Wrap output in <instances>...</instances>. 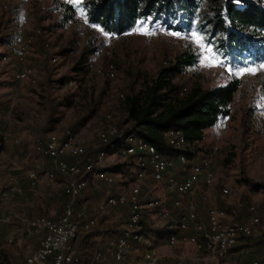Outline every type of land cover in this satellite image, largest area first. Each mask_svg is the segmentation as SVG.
I'll return each instance as SVG.
<instances>
[{"label": "rangeland", "instance_id": "rangeland-1", "mask_svg": "<svg viewBox=\"0 0 264 264\" xmlns=\"http://www.w3.org/2000/svg\"><path fill=\"white\" fill-rule=\"evenodd\" d=\"M60 1L0 0V264H22L38 241L37 234L13 235L12 229L22 222L19 217L10 221L4 219L8 212L52 217L61 210L65 180L61 176L50 183L42 179L50 164L37 154L35 144L48 133L60 135L71 130L88 140L90 149L97 148L100 145L97 132L108 126L107 116L128 128L125 99L142 93L188 46L196 50L198 62L188 69L184 78L175 79L174 83H185L188 89L208 90L232 79L239 81L228 105V115L215 127L204 131L195 151V155L205 158L215 171L212 184L206 187L210 203L216 207L238 206L236 220L244 217V205L253 203L257 213L264 217L263 60L255 61L246 53L227 64L197 33L171 31L165 34L163 27L148 22L120 36L107 34L87 22L81 7L83 0L64 5L59 14L52 13V6ZM41 5L48 7L46 13L39 10ZM16 11L26 15L32 28L42 31L27 61L29 65H38L39 77L35 85L17 83L12 78L16 64L8 40L19 31ZM149 32L153 33L152 38H148ZM46 39L50 48L45 52L42 45ZM87 47H98V50L89 59L90 68L86 65L85 72L76 73L75 63ZM45 53L57 55L58 64L52 66L47 58L40 61ZM110 62L116 66L115 80L93 75L92 67H104ZM257 64L262 66L257 68ZM119 94L125 98H119ZM104 147V168L115 179L111 184L89 179L87 188L78 198L77 211L93 209L107 187L114 192H125L134 183L136 168L132 159L119 154L118 143L113 140ZM29 169L37 170L41 176L34 186L26 178ZM10 177L21 183L23 194L9 193L3 198L1 191L7 189ZM139 184L143 199L157 196L167 200L169 196V188L148 175ZM224 186L229 189L227 193L220 191ZM127 217L125 206L108 208L101 215L98 224L84 233L87 236L86 251L81 254V245L77 242L74 245L81 264H117L107 248L117 238ZM158 224L150 210L143 211L142 228L156 233L151 245L160 256L156 264H175L176 255L185 258L203 255L204 252L196 250L191 243L166 242ZM261 242L259 235L243 238L237 253L218 263L246 264L250 257L259 254ZM145 249V245L140 246L137 255ZM98 252H101L99 257ZM137 255L130 264H141L136 261Z\"/></svg>", "mask_w": 264, "mask_h": 264}, {"label": "built area", "instance_id": "built-area-1", "mask_svg": "<svg viewBox=\"0 0 264 264\" xmlns=\"http://www.w3.org/2000/svg\"><path fill=\"white\" fill-rule=\"evenodd\" d=\"M74 1L61 0L60 4L52 6V13H61L64 5ZM39 10L46 13L48 7L41 5ZM15 17L19 31L8 40V48L16 64L12 78L17 83L29 82L35 85L39 68L38 65H29L27 61L32 54L33 44L42 36V31L32 28L23 12L16 11ZM162 30L165 34L171 32L165 28ZM147 36L152 38L153 33L149 32ZM42 46L45 52L48 51L49 41L46 39ZM46 58L52 66L58 64L57 55L48 56L45 53L40 61ZM262 65L257 64L255 67L260 68ZM87 68H90L88 63ZM91 70L95 76H104L109 81L116 79L114 63H107L104 67H92ZM187 73L188 69H183L175 79L184 78ZM188 90L185 83H180L177 96L183 97ZM119 98L125 97L119 94ZM107 121L108 126L97 132L100 145L95 149H90L91 143L71 130H65L60 135L48 133L35 144L37 154L50 164L42 179L50 183L57 176H61L65 180L62 190L63 204L62 212L57 218L36 216L24 220L12 229L13 235L38 236L36 247L25 256L22 264H44L48 258H51V264H81V258L75 252L74 240L81 232L91 231L100 221L101 215L108 208L116 206L128 208L127 219L117 238L107 248L117 264L132 263L143 245L146 249L137 255L138 263L156 264L160 258L151 248L156 233L142 228L144 210H150L152 217L160 223L158 225L166 236V242H188L196 250L204 252L203 255L186 258L176 255L175 264H219V260L237 253V247L243 238L255 235L262 237L260 252L250 257L246 264H264V217L257 213L253 203L244 205L245 215L238 220L234 219L239 213L238 206L216 207L210 203L206 187L212 184L215 171L205 158L195 155L199 139L187 138L181 130L164 131L162 137L165 143L180 151L169 155L160 152L155 145L137 134H125V128L110 115L107 116ZM114 139L120 140L118 153L128 156L135 164L134 183L125 192H114L107 187L93 209L77 211L78 198L87 188L89 179L106 184L114 181L115 176L104 168V146ZM147 175L156 182L164 183L174 193L171 203L175 211L167 204V200L160 197L148 196L143 199L139 181ZM40 177L35 169L26 171V178L31 186L36 185ZM228 190L225 186L220 189L222 193H227ZM11 192L16 195L23 194L20 182L14 177L9 178L7 189L1 191V196L7 198ZM100 253H97L98 257Z\"/></svg>", "mask_w": 264, "mask_h": 264}, {"label": "trees", "instance_id": "trees-1", "mask_svg": "<svg viewBox=\"0 0 264 264\" xmlns=\"http://www.w3.org/2000/svg\"><path fill=\"white\" fill-rule=\"evenodd\" d=\"M81 7L87 22L107 34L120 36L148 22L175 32L197 33L227 64L246 53L255 61H264V0H83ZM97 50L98 47L85 48L74 71L85 72ZM197 62L196 50L188 46L142 93L127 97L125 124L129 127L125 134H137L160 152L175 155L180 151L165 143L164 131L181 130L187 138L201 139L205 130L226 117L239 87L237 79L208 90L193 87L183 97L177 96L175 77ZM66 102L68 97L65 104H70ZM84 233L87 232H81L73 242L81 245V254L87 249ZM48 262L51 264V258Z\"/></svg>", "mask_w": 264, "mask_h": 264}, {"label": "crops", "instance_id": "crops-1", "mask_svg": "<svg viewBox=\"0 0 264 264\" xmlns=\"http://www.w3.org/2000/svg\"><path fill=\"white\" fill-rule=\"evenodd\" d=\"M21 184V183H20ZM23 188V187H22ZM93 191H95V190H93ZM92 191V192H93ZM167 192L169 193V196L167 197V204L171 207V209L173 210V211H175L174 209V207L172 206V203H171V199H172V195L174 194L172 191H170V190H168L167 189ZM12 193V192H11ZM97 193V192H96ZM16 195V194H15ZM63 204V203H62ZM61 212H62V206H61V210H60ZM60 211H58V213L56 214V215H54V216H52L51 218H57L61 213H60ZM14 217H19L20 219H21V222H23L24 220H27V219H31V218H34V217H36V216H25V215H23L21 212H14V211H11V212H8V214L6 215V219H8V221H10L11 219H13ZM49 217V216H48ZM98 236H100V235H96L95 237H98ZM36 247V246H35ZM34 247V248H35ZM33 248V249H34ZM33 251V250H32ZM45 264H49V262L47 261Z\"/></svg>", "mask_w": 264, "mask_h": 264}, {"label": "snow or ice", "instance_id": "snow-or-ice-1", "mask_svg": "<svg viewBox=\"0 0 264 264\" xmlns=\"http://www.w3.org/2000/svg\"><path fill=\"white\" fill-rule=\"evenodd\" d=\"M77 2H79V0H77ZM146 23V22H145ZM178 35V34H177Z\"/></svg>", "mask_w": 264, "mask_h": 264}]
</instances>
